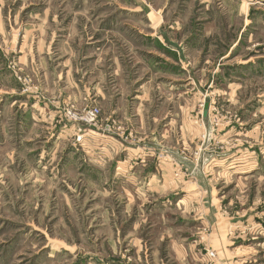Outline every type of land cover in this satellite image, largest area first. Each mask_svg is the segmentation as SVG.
Listing matches in <instances>:
<instances>
[{
  "label": "rangeland",
  "instance_id": "1",
  "mask_svg": "<svg viewBox=\"0 0 264 264\" xmlns=\"http://www.w3.org/2000/svg\"><path fill=\"white\" fill-rule=\"evenodd\" d=\"M193 254L264 264V0H0V264Z\"/></svg>",
  "mask_w": 264,
  "mask_h": 264
},
{
  "label": "built area",
  "instance_id": "2",
  "mask_svg": "<svg viewBox=\"0 0 264 264\" xmlns=\"http://www.w3.org/2000/svg\"><path fill=\"white\" fill-rule=\"evenodd\" d=\"M97 113H98L97 109H93V110L89 111V113L87 115V118H86V121H89V122L94 121V119L96 118Z\"/></svg>",
  "mask_w": 264,
  "mask_h": 264
},
{
  "label": "crops",
  "instance_id": "3",
  "mask_svg": "<svg viewBox=\"0 0 264 264\" xmlns=\"http://www.w3.org/2000/svg\"><path fill=\"white\" fill-rule=\"evenodd\" d=\"M178 253L181 255V257L183 258L184 257V255L185 254H183L184 252H182V250H180L179 249V251H178ZM191 259L195 262V263H199L200 262V259H199V257L195 254H193L192 256H191Z\"/></svg>",
  "mask_w": 264,
  "mask_h": 264
}]
</instances>
